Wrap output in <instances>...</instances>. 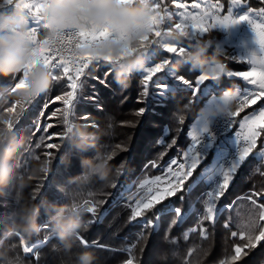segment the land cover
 <instances>
[{
  "label": "snow or ice",
  "instance_id": "snow-or-ice-1",
  "mask_svg": "<svg viewBox=\"0 0 264 264\" xmlns=\"http://www.w3.org/2000/svg\"><path fill=\"white\" fill-rule=\"evenodd\" d=\"M119 2L131 3L132 0H119ZM171 2L176 9H184V11L170 12L164 0H155V2L152 0V14L140 26L143 34L140 36L139 48L145 52L146 66L139 72V90L136 103L141 106L135 110L137 117L147 120L149 117L160 115L162 114L161 110L166 108L169 103H176L184 97H187L185 108L192 103L198 104L200 102L202 87L209 81L214 82L215 76L201 73L195 80H188L182 75L180 70H176L174 65L179 63L178 58L190 50L193 44L202 40V37L209 30L219 27L227 28L241 22L247 23L253 33V42L259 47L261 54L259 59H257L254 50L249 54L247 61L252 67L248 71L229 70L227 64L223 62V67L227 69L223 78H242L248 85H255L256 89H258L257 91L245 88L236 109L227 118H224L230 132L234 124H239L240 129L243 130L244 140L243 146H240L238 137H240L241 133L237 132L235 134L237 139L230 135L234 142V147L230 151V163L228 166H220L210 160L207 166L198 170L202 161L207 158V153L204 151L206 136L208 143L215 140V136L210 134L208 128L210 119L207 116L200 115L199 127L193 129L194 134L191 137V146L183 153L185 161L179 164V170L177 171H172L169 168V173L174 179L161 182V178L159 176L156 177V180L152 181L151 186L147 188L146 195L135 200L134 204H128L130 208L128 222L132 223L135 221L136 225H139L142 229L150 227L154 232L159 231L162 220L168 217V227L165 231L170 233L173 227L183 226L187 219L195 215L197 217V226L191 228V231L195 232L198 230L200 236L207 239L209 227L214 229L216 224L220 222L221 217L232 210L235 201L232 204H223L221 201L226 197L238 169L253 155V151L257 148V140L261 135L258 129H264V106H260L259 110L254 111L252 114H245L239 121L234 119L246 107H250L256 104L258 100L264 99V6L256 9L247 7L246 0H231L232 5L239 6L245 10L243 12H235L233 7H229L227 14L221 15L220 13L224 6L217 0L210 9H202L199 13L194 14L187 10L189 5L178 2V0H171ZM260 3L264 5V0H260ZM5 4L12 5L13 0H3V3H0V8H3ZM16 5L28 11L30 33L35 51L22 76L19 79L14 78L15 82L8 84L12 87L13 92L25 89L27 87V78L32 70L43 64L49 68L54 81L53 84L59 85V88L57 94L51 100L49 99L50 90L48 93L38 96L30 105L13 103L0 109V122L7 130L17 136L27 127L21 122L29 119L31 112L36 110L38 115L32 120V124L35 132H39L41 131L40 120L45 117V112L49 108L50 103L59 101L62 103V108H57L47 118L51 119L57 114L62 118L61 122L64 128L62 134L59 135L60 143L45 144L44 141L51 140L52 136L41 135L39 138L40 143H37L35 147L39 149L43 144L48 149H56L59 152L63 148L65 153H71V145L66 144L64 141L66 133L70 132L75 124L73 122L74 119L80 118L87 121L88 123L85 124L87 127H96L95 121L91 119V115L86 109L92 107L98 111L102 110L103 106L100 103L101 89L111 88L109 77L112 73L113 65L119 63L125 56L130 55L136 49L130 48L126 42L120 56L113 57L110 54L105 56L94 55L90 49L112 36L107 27L102 29L80 28L69 30L57 40L55 46H50L47 39L37 38L38 27H44L41 21V13L45 8L43 0H27V2L26 0H20ZM190 7L200 9L201 4L193 3ZM249 13H256L260 22L257 19H253ZM173 17H179V19L174 20ZM172 32H177L184 36L183 42L173 43L163 39L166 34ZM122 39L126 40L124 37ZM208 41L212 44L211 40ZM217 51L220 52L219 48H217ZM225 59L227 60V58ZM97 69H99V74H96ZM92 81H95V83ZM39 101H42V104L37 107ZM216 102L217 99L213 98L209 102V107L215 105ZM138 123L139 121L130 122L131 126H136ZM180 123H184L183 117H181ZM17 125L20 127L18 128ZM52 127L53 124H46L43 127V132L47 133ZM171 144L175 145L176 141L173 139ZM115 150L130 151L127 144L118 143L115 145V149L106 155L107 160L113 159L116 154ZM44 155L49 157L48 160H45L48 167L41 171L44 173L47 185H39L37 192L46 186L58 187L55 182V173L51 178L48 176L49 164L53 162L55 157H53L51 152H45ZM258 157L264 158V142H261V150L258 153ZM36 158L39 159V156ZM59 159L62 161L63 155ZM126 159L131 161V155ZM152 163L155 165V161ZM171 163L176 164V161L173 160ZM121 167L123 168V165ZM58 170L59 164H57ZM29 178L31 179L32 177ZM134 183L120 186V190L115 194L114 199V203L117 206L124 200L125 194L132 191ZM161 183H164V186H159ZM147 184H149V181H144L140 184V187L144 188ZM202 184L205 185L206 191L201 196H198L195 201L190 200V194ZM111 186L113 188L117 187L116 183ZM261 195H264V193L254 192L246 198L251 202L253 208L248 215L247 221L240 226L242 230L239 233V237L241 240L246 239L247 243L234 247L235 255L230 258L232 262L239 261L242 255H248L247 252H244L245 248L255 249L260 241L264 240V203H258L257 199L253 198ZM36 198L37 195L34 193L32 199L35 200ZM201 202L203 207L198 208L197 205ZM99 203L104 202L97 201L93 204L90 201H84L85 205H91L87 207V212L93 215V219L88 222L90 225L102 222L107 214V210H105L104 213L98 214V219L96 218L97 204ZM136 225L133 226L135 227ZM231 225L232 218L229 216L224 220L223 227L230 230ZM138 235L142 239L144 232L141 231ZM185 235L187 236V234ZM237 235V231H231V236L236 237ZM77 239L85 248L95 246L104 249L107 247L98 241H92L90 245L89 241L80 235ZM20 244L24 245L23 237H20ZM134 247L135 245H132L127 249L128 258L123 261V264H134L135 256L132 251ZM23 252L26 254L33 253V246H24ZM188 255H191V252ZM17 261L18 264H21L19 259Z\"/></svg>",
  "mask_w": 264,
  "mask_h": 264
},
{
  "label": "trees",
  "instance_id": "trees-1",
  "mask_svg": "<svg viewBox=\"0 0 264 264\" xmlns=\"http://www.w3.org/2000/svg\"><path fill=\"white\" fill-rule=\"evenodd\" d=\"M220 1L226 3L228 0ZM180 71L188 80H192L200 73L192 70L188 64L183 65ZM96 74H99V69ZM139 78L140 73H134L129 86L122 88L115 80L113 69L109 77L111 88L101 89L102 110L98 111L92 107L86 109L96 124V127L88 126V130H99V139L94 148L87 152H78L72 148L71 153H65L63 148L59 152L56 149H50L55 159L49 164L48 176L51 178L55 173V182L58 187L46 186L37 192V187L41 184L47 185V181L44 179L43 172L33 175V171L41 162L49 159L44 155L49 150L48 148L43 144L39 149L35 147L37 143H40V136H48L51 130L62 133L64 125L61 122V117L58 119V124L54 125L47 133L43 132V124L46 122L47 116L54 108H61L62 103L59 101L50 103L45 117L41 118L42 126L39 132H35L32 124V120L38 115L36 110L31 112L29 119L21 122L27 126L22 133L17 134V138L23 141V147L14 162L15 173L11 184L6 190L0 192V234L15 223L14 212L26 199H32L34 193L37 195L34 202L41 204L38 219L41 228L38 234L32 235L30 238H23L24 245L20 244V237H13L5 241V246L11 249L9 255L19 259L21 264H72L77 253L92 251L99 257L100 264H123V261L128 258L127 249L135 245L132 249L135 256L134 264H264V240L260 241L255 249L245 248L244 252H247L248 255H242L239 261L232 262L230 259L235 255L234 247L236 245L247 243L246 239L241 240L239 237L242 230L240 226L247 221L253 208L251 202L246 198L254 192L264 193V174H262L264 165L253 158L238 169L226 197L221 201L223 204H232L235 201L233 208L221 217L214 229L209 227L207 239L202 238L198 230L191 231V228L197 226L195 215L187 219L183 226L173 227L170 233L165 231L169 219L165 217L159 231L154 232L150 227L142 229L136 225L135 221L128 222L130 215L128 204H133L136 198L130 192L125 194L124 200L119 206L114 203L115 194L120 190L121 185L135 182L132 191L137 190L141 188L140 184L144 181L151 182L150 179L153 178V175L161 172L163 169L160 167L171 158L176 156L180 158L181 151L190 143L187 137L189 125L196 118L204 102L202 99L198 104L192 103L185 108L187 97H184L176 103H169L166 108L161 110L162 114L144 120L135 115V110L141 106L136 103ZM13 82L15 81L2 79L0 85ZM92 82L95 83V81ZM58 88L59 85L53 84L50 100L57 94ZM185 90L187 91V89ZM40 104L42 101L38 102L37 107ZM181 117L184 119L183 124L180 123ZM76 120L82 125L88 123L80 118H76ZM134 121H139V123L136 126H131L130 122ZM17 127L20 126L17 125ZM34 132L35 134H33ZM173 139L176 141L175 145L171 144ZM53 140L60 143L59 137ZM44 143L47 144L48 140H45ZM118 143L127 144L130 151L115 150L116 154L113 159L108 160L113 176L111 184L105 186L97 178L86 175L87 169L81 167V159L94 158L98 155L106 157ZM61 155H63L62 161L59 159ZM129 155L132 157L131 161L126 159ZM37 156L39 159L36 158ZM211 156L212 154L209 152L198 170L203 169L209 163ZM153 161L159 167H154ZM57 164H59L58 171ZM113 183H116V188L111 186ZM21 184L23 185L22 189L19 187ZM205 190L204 184L198 186L190 194L189 199L195 201ZM253 198L257 199L258 203H264V195ZM86 200L94 201V203L104 202L97 204V219L99 213H104L107 210V214L102 222L90 225L88 222L93 219V215L87 212L84 217L86 228L79 235L87 239L90 245L92 241H98L107 247L104 249L95 246L85 248L77 239L72 249L66 251L52 230L49 216L53 213L50 209L46 211V206L49 204L91 206L84 204ZM197 207L202 208V202ZM229 216L232 218L230 230L223 227L224 220ZM141 231L144 232L142 239L138 235ZM231 231H237L238 235L231 236ZM41 242L44 243L36 247L33 253L23 252L24 246H34ZM189 252L191 255H188Z\"/></svg>",
  "mask_w": 264,
  "mask_h": 264
},
{
  "label": "clouds",
  "instance_id": "clouds-1",
  "mask_svg": "<svg viewBox=\"0 0 264 264\" xmlns=\"http://www.w3.org/2000/svg\"><path fill=\"white\" fill-rule=\"evenodd\" d=\"M43 3L45 8L41 13V21L45 30L44 38L49 41L50 46H55L57 40L69 30L107 27L112 36L90 49L94 55L120 56L126 42L130 48L136 49L113 65L117 84L127 88L132 75L145 68V52L139 48L140 36L143 34L140 26L152 14V0H132L131 3H120L119 0H43ZM6 6L7 4L0 8V78L11 81L17 76H22L33 56L35 46L30 33L28 11L15 4L8 12ZM163 39L182 43L185 37L172 32L166 34ZM210 46L208 40L197 41L178 58L180 62L174 67L179 71L183 65L188 64L192 70L214 75V82L219 83L227 69L219 58L222 55L220 52L216 51L212 57L206 55ZM53 83L49 68L43 64L38 65L28 76L25 89L13 92L10 84L0 85V109L13 103L30 105L38 96L48 93ZM240 97L238 86L226 88L217 98L215 105L201 109V115L209 119L227 118L236 109ZM98 139L99 130L89 131L87 126L75 123L71 131L66 133L64 142L78 152H87L96 146ZM22 147L23 141L0 125V192L6 190L13 180L14 162ZM46 167L47 162H41L34 169L33 175ZM81 167L87 169L86 175L89 177L97 178L105 186L111 184L113 176L106 157H85L81 159ZM19 187L22 189L23 185ZM49 209L53 213L49 216L52 230L63 248L70 251L79 233L86 228L84 217L87 207L80 204H49L46 211ZM40 211L41 204L35 203L34 199H26L20 204L13 214L15 223L0 234V264H18L17 259L9 255L11 249L5 246V241L13 237L30 238L38 234L41 228L38 223ZM72 264H100V260L94 252L83 251L76 254Z\"/></svg>",
  "mask_w": 264,
  "mask_h": 264
},
{
  "label": "crops",
  "instance_id": "crops-1",
  "mask_svg": "<svg viewBox=\"0 0 264 264\" xmlns=\"http://www.w3.org/2000/svg\"><path fill=\"white\" fill-rule=\"evenodd\" d=\"M18 2H20V0H13L12 5L6 6L7 7L6 11L10 12L12 10L11 8L14 7L15 4ZM153 2H155V0H153ZM178 2H182L189 5L187 10L195 14V13H199L202 9L203 10L210 9L211 6L217 2V0H194L191 2H187L185 0H178ZM219 2L222 3L224 6L222 12L220 13L221 15H226L227 9L229 7H233L235 12H243L245 10L244 8H240L239 6L232 5L231 0H228L226 3L221 2L220 0ZM0 3H3V0H0ZM164 3L168 6V10L170 12L184 11V9H176L175 5L172 4L171 0H164ZM193 3H200L201 8L200 9L191 8L190 5ZM246 3H247V7L256 8V9L264 6L260 3V0H246ZM249 15L253 19H257V21L260 22L256 13H249ZM173 19L178 20L179 17H173ZM38 30L45 31L43 28H39V27ZM202 40L212 41V44L210 46L211 49L209 48L206 55L208 57H212L213 54L217 51V48H219L220 52L223 54L219 58L222 60V62H225L228 66V69L232 71L250 70L252 65L248 63L247 58L253 50L257 55V59H259L261 56L259 52V47L255 45L253 42V33L251 31L250 26L247 23L241 22L237 25H233L227 28L219 27V28L211 29L207 33H205V35L202 37ZM225 58H227V60ZM200 74L201 73L196 75L194 78H192V80H195ZM19 77L20 76H17L16 79H19ZM2 79L3 78H0V80ZM208 86L214 87L215 91L204 92V90ZM233 86L239 87L241 96L244 94L243 90L245 88L258 91L255 85H248L246 82L242 80V78H235V77L222 78V80L219 83L211 82V81L207 82L201 89L200 100L204 99L203 105L201 106L196 118L190 123L187 131V137L190 143L185 149L181 151L182 154L180 153V157L181 155H183L185 151H187L188 147L191 146L192 143L191 137L194 134L193 129L195 127H199L198 121L201 115V109L209 107V102L213 98L217 99L224 89ZM260 106H264V99L258 100L256 104L251 105L250 107H246L239 116L235 117V120L239 121L245 114H252L254 111H258ZM213 121L214 119L209 120L208 128L210 127ZM258 131L261 132V135L257 140V148L253 151V155L250 156L248 160L253 158L264 165V158L258 157V153L261 150V142H264V129H258ZM237 132L241 133L240 137H238L240 141L243 138V130L240 129L238 123L235 124L234 132L230 135L234 139H237V137L235 136ZM230 135L217 136L215 140L211 143L210 147L207 148L206 153L208 154L210 152V154H212L211 160L214 164H219L220 166H224V167L228 166L227 164H225V158L230 153L231 149L234 147V142ZM248 160H246L244 163H246ZM149 184H151V182Z\"/></svg>",
  "mask_w": 264,
  "mask_h": 264
},
{
  "label": "rangeland",
  "instance_id": "rangeland-1",
  "mask_svg": "<svg viewBox=\"0 0 264 264\" xmlns=\"http://www.w3.org/2000/svg\"><path fill=\"white\" fill-rule=\"evenodd\" d=\"M183 87V86H182ZM62 108V107H61ZM57 108H54L53 109V111H55ZM52 111V112H53ZM51 112V113H52ZM51 113L48 115V116H50L51 115ZM47 116V117H48ZM60 118V116H59V114H57V116H53L51 119H48V118H46L47 120H46V122L43 124V126H45L46 124H48V123H51V124H53V126L54 125H56V124H58V119ZM74 123H79L78 122V120H76V119H74V121H73ZM83 122V121H82ZM40 125H41V120H40ZM42 126V125H41ZM51 129V128H50ZM49 129V130H50ZM60 134H62V133H60V131H49V133H48V135H51L52 136V139L51 140H48V143H57V142H55L53 139L54 138H56V137H59V135ZM210 146H207V148H209ZM207 149H205V151H206ZM47 152H50V149L49 150H47ZM182 154V153H181ZM54 157V156H53ZM177 157V156H176ZM49 158V157H48ZM174 158V157H173ZM181 159H178L179 161H183V160H185V157H184V155H181V157H180ZM172 159V158H171ZM173 161V160H172ZM172 161H169V163H167V164H165V165H163V166H161L160 168H162L163 170H161V172H159V173H157V174H155V175H153V178L152 179H150V181L152 182V181H155L156 180V177H160L161 178V182H166V180H171V179H174V177H172L171 176V174L169 173V168H171L172 169V171H177V170H179L178 169V166H179V164H172L171 162ZM154 167H159L156 163H155V165H153ZM150 183V182H149ZM151 186V184H147V185H145V187L144 188H139V189H135V190H133V191H131L130 193H131V195L133 196V197H136L135 198V200H137V199H139L141 196H144V195H146L147 194V191L145 190V188L146 187H150ZM159 186H164V183H161ZM130 195V196H131ZM91 202H93V204H95L94 203V201H91ZM134 204V203H133ZM44 242H41V243H38V244H36V245H34L33 246V252H34V249L36 248V247H38L39 245H41V244H43Z\"/></svg>",
  "mask_w": 264,
  "mask_h": 264
},
{
  "label": "built area",
  "instance_id": "built-area-1",
  "mask_svg": "<svg viewBox=\"0 0 264 264\" xmlns=\"http://www.w3.org/2000/svg\"><path fill=\"white\" fill-rule=\"evenodd\" d=\"M38 39H40V38H44V31H40V30H38V37H37ZM206 91H215V89H214V87H212V86H208L205 90H204V92H206ZM234 119H235V117H234ZM235 127V124L233 125V127H232V130H231V132H230V130L228 129V127H227V125H226V123H225V120H224V118H216V119H214V121L211 123V125H210V127H209V132H210V134L212 135V136H215V138L217 137V136H220V135H226V136H228V135H230V134H232L233 132H234V128ZM213 142V141H212ZM211 142V143H212ZM211 143H208L207 142V136H206V143H205V147H204V151H205V149H207V146H210L211 145ZM243 144H244V140H243V138L240 140V146H243ZM206 152V151H205ZM229 155H230V153L226 156V158H225V164H229L230 163V158H229ZM178 159H181V158H179V157H174V158H172V159H170L169 161H172V160H175L176 161V163L177 164H180L181 162H184L185 160H183V161H179ZM182 160V159H181ZM169 161L167 162V163H169ZM147 188L148 187H146L145 188V190L147 191Z\"/></svg>",
  "mask_w": 264,
  "mask_h": 264
}]
</instances>
